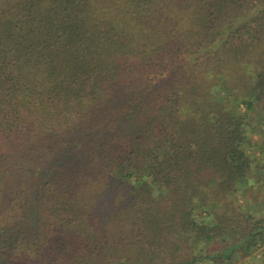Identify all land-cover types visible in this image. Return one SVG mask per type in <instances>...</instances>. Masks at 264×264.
<instances>
[{
  "label": "trees",
  "instance_id": "1",
  "mask_svg": "<svg viewBox=\"0 0 264 264\" xmlns=\"http://www.w3.org/2000/svg\"><path fill=\"white\" fill-rule=\"evenodd\" d=\"M250 111L264 0H0V264H245Z\"/></svg>",
  "mask_w": 264,
  "mask_h": 264
},
{
  "label": "rangeland",
  "instance_id": "2",
  "mask_svg": "<svg viewBox=\"0 0 264 264\" xmlns=\"http://www.w3.org/2000/svg\"><path fill=\"white\" fill-rule=\"evenodd\" d=\"M250 115V120H251V127L249 128V130H254L256 129V131H258V133H261V130L264 128V123L262 122V120L260 119V115L259 113H257V111H250L249 113ZM251 138L256 139L258 134L255 133H248ZM262 138L264 137L261 136ZM252 212L257 213L258 215L264 214V204L263 203H259L253 207H250V209ZM261 261H264V247H261L259 249H256L253 254L250 256L249 261L245 262V264H259Z\"/></svg>",
  "mask_w": 264,
  "mask_h": 264
}]
</instances>
